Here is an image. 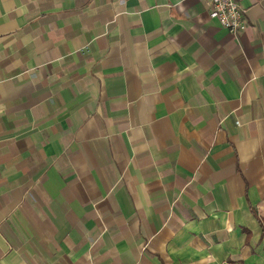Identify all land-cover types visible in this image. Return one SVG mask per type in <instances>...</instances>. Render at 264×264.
Returning a JSON list of instances; mask_svg holds the SVG:
<instances>
[{
	"label": "crops",
	"instance_id": "obj_1",
	"mask_svg": "<svg viewBox=\"0 0 264 264\" xmlns=\"http://www.w3.org/2000/svg\"><path fill=\"white\" fill-rule=\"evenodd\" d=\"M0 0V264H264V0Z\"/></svg>",
	"mask_w": 264,
	"mask_h": 264
},
{
	"label": "built area",
	"instance_id": "obj_2",
	"mask_svg": "<svg viewBox=\"0 0 264 264\" xmlns=\"http://www.w3.org/2000/svg\"><path fill=\"white\" fill-rule=\"evenodd\" d=\"M208 5V17L231 35L237 36L247 25L237 0H202Z\"/></svg>",
	"mask_w": 264,
	"mask_h": 264
}]
</instances>
